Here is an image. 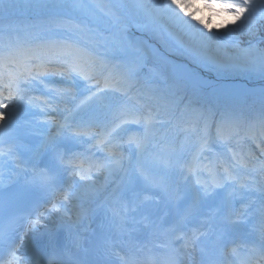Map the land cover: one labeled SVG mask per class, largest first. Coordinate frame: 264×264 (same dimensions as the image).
<instances>
[{
	"label": "snow or ice",
	"instance_id": "1",
	"mask_svg": "<svg viewBox=\"0 0 264 264\" xmlns=\"http://www.w3.org/2000/svg\"><path fill=\"white\" fill-rule=\"evenodd\" d=\"M34 7L66 11L53 39L0 27V264H264V113L248 124L258 152L238 151L239 117L191 99L213 70L264 79V0ZM221 13L235 26L214 30ZM132 25L180 55L166 95L128 66Z\"/></svg>",
	"mask_w": 264,
	"mask_h": 264
},
{
	"label": "bare ground",
	"instance_id": "2",
	"mask_svg": "<svg viewBox=\"0 0 264 264\" xmlns=\"http://www.w3.org/2000/svg\"><path fill=\"white\" fill-rule=\"evenodd\" d=\"M72 0H0V9H4L6 5H16L17 7L13 8L11 11L15 13H43L46 12L43 17L37 18L30 23H24L18 21L16 17H11V19L6 20L7 28L10 29L11 34L13 37L18 36L19 40L24 43H35L36 41H42V37H40L41 31L44 29L45 26L50 24L55 28V20L58 19L57 13H63L66 11L65 9H54L52 7L48 8H41L38 9L34 7L35 5H64L71 3ZM124 2L131 3L132 0H124ZM145 3L151 4L153 0H144ZM10 11V12H11ZM136 10L130 9L129 15L134 16ZM77 21H83V17L79 14H73ZM24 23L18 26V23ZM90 26L98 31H102L105 27L103 22H95V21H88ZM45 24V25H44ZM36 26H43L40 30L35 28ZM34 27V28H33ZM46 29V28H45ZM50 28L46 29L45 34L48 32L50 36L53 38L56 37L57 32L49 33ZM45 31V30H44ZM51 32V31H50ZM105 35H107L105 33ZM52 38V39H53ZM124 51H125V58L128 62V66L130 70L136 74L137 79L140 83L147 84L152 89L155 88L157 93L160 95H166L167 92L169 93L170 90L173 89V72L172 69L175 67L176 64L181 63V58L178 52L174 50H170L169 52H165L162 47L158 44V42L154 39L149 38L146 35H143L140 30H138L134 25L130 26L128 31L124 34ZM189 72H197L195 68L187 69ZM197 74H199L197 72ZM212 76L214 79V90H220L222 96H211L208 98L209 90L212 88L204 89L197 94L205 93L207 91V98L204 96L201 98L199 95L192 96L191 99L193 101L194 108L204 109L207 108L209 110V119L211 120L212 114H217L216 119L219 120V113L224 112L225 109L230 110L235 116L239 117V128L242 126V116L238 111L242 105L239 103L236 105L233 104V99L229 98L230 96H236L240 94V92L250 90L251 81L248 80L250 77L258 78L259 75H246L243 73H229V74H221L217 77L215 70L212 71ZM159 78L163 82H166V85L163 87L165 90H161L160 86H156L153 84L152 81L154 79ZM258 89L264 88V83L258 85ZM167 90V92H166ZM229 95V97L226 95ZM231 94V95H230ZM183 95V93H181ZM228 99V102H226ZM252 106H255L257 110H259L258 115L261 116L264 113V103L256 102ZM230 104V106H229ZM228 106V107H226ZM254 109V108H252ZM194 116H190L189 119H194ZM228 127H233V122L231 120L226 121ZM238 143V142H237ZM236 143V144H237Z\"/></svg>",
	"mask_w": 264,
	"mask_h": 264
},
{
	"label": "rangeland",
	"instance_id": "3",
	"mask_svg": "<svg viewBox=\"0 0 264 264\" xmlns=\"http://www.w3.org/2000/svg\"><path fill=\"white\" fill-rule=\"evenodd\" d=\"M197 15L198 16H202V17H204L205 19H207V17H208V15H209V13H208V11L206 10V9H202L200 12H198L197 13ZM233 20V17H232V15H230V14H227V13H221L220 14V16L219 15H217V16H213L212 17V20L210 21L211 23H212V25H213V29L214 30H219V31H221V32H223V31H225V29L223 28V27H220L219 29H217L216 28V26L217 25H225V24H227L229 27H234L235 25H232L231 24V21ZM240 39L242 40V38L240 37ZM242 46H245V45H242ZM155 89V88H154ZM158 90V89H157ZM156 90V91H157ZM161 90H165V88H161ZM166 92H167V90H166ZM168 93V92H167ZM197 95H199L201 98H203L204 97V94L203 93H201V94H197ZM197 95H195V97L197 96ZM229 130V129H228ZM240 130V129H239ZM242 133L245 131L244 130V128H242ZM241 131V130H240ZM241 133V134H242ZM239 133L238 132H236V131H233V132H231V136H232V139L235 137V135H238ZM243 135V134H242ZM242 135H239V137H236L235 138V140H237V139H241L242 138Z\"/></svg>",
	"mask_w": 264,
	"mask_h": 264
},
{
	"label": "trees",
	"instance_id": "4",
	"mask_svg": "<svg viewBox=\"0 0 264 264\" xmlns=\"http://www.w3.org/2000/svg\"><path fill=\"white\" fill-rule=\"evenodd\" d=\"M242 37H243L244 39H248V37H247L246 35H242Z\"/></svg>",
	"mask_w": 264,
	"mask_h": 264
}]
</instances>
